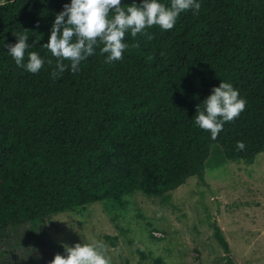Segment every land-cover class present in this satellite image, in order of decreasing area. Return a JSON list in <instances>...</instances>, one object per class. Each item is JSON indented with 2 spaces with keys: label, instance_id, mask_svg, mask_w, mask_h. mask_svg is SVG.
<instances>
[{
  "label": "trees",
  "instance_id": "obj_1",
  "mask_svg": "<svg viewBox=\"0 0 264 264\" xmlns=\"http://www.w3.org/2000/svg\"><path fill=\"white\" fill-rule=\"evenodd\" d=\"M67 2L0 3V237L21 230L22 240L39 242L51 215L100 201L124 209L136 191L162 196L203 177L212 145L246 163L264 151V0H201L199 14L182 12L172 29L149 28L151 39L126 33L138 46L122 59L108 63L97 47L78 72L53 78L56 58L43 43ZM15 34L45 57L39 72L7 53ZM221 79L246 105L212 139L194 116ZM213 235L232 264L215 224ZM152 264L166 263L158 256Z\"/></svg>",
  "mask_w": 264,
  "mask_h": 264
},
{
  "label": "rangeland",
  "instance_id": "obj_2",
  "mask_svg": "<svg viewBox=\"0 0 264 264\" xmlns=\"http://www.w3.org/2000/svg\"><path fill=\"white\" fill-rule=\"evenodd\" d=\"M125 200L124 209L100 201L51 215L39 242L22 240L21 230L0 237V264H30L43 253L49 264L64 245L93 239L104 242L111 264H152L158 256L166 264H229L214 224L232 264H264V151L246 163L224 159L212 145L201 179L192 175L162 196L136 191Z\"/></svg>",
  "mask_w": 264,
  "mask_h": 264
},
{
  "label": "clouds",
  "instance_id": "obj_3",
  "mask_svg": "<svg viewBox=\"0 0 264 264\" xmlns=\"http://www.w3.org/2000/svg\"><path fill=\"white\" fill-rule=\"evenodd\" d=\"M122 4V0H68L63 5L55 14L47 42L43 43L56 58L53 78L65 70L78 72L81 62L92 56L97 47L106 62L120 60L124 50L138 46L124 39L126 33L132 37L147 35L151 39L147 30L153 25L162 30L172 29L182 12L191 9L197 15L201 8V0H170L167 5L162 0H139V4L132 0L126 7ZM15 35L16 42L5 45L7 53L18 67L31 73L39 72L45 57L37 51H27L34 44L29 42L28 35ZM47 63L52 61L47 60ZM202 102L196 106L194 124L208 130L212 139L221 132L224 123L238 117L246 105L238 89L222 79L212 86ZM236 146L242 150L244 143L238 141ZM64 248V254H54L49 264H111L102 240L64 245Z\"/></svg>",
  "mask_w": 264,
  "mask_h": 264
}]
</instances>
